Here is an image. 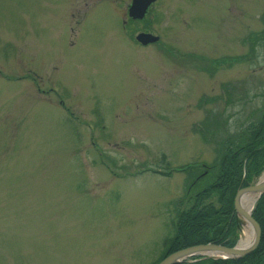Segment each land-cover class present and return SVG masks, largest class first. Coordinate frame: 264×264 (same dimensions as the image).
Returning <instances> with one entry per match:
<instances>
[{"label":"rangeland","instance_id":"374dc122","mask_svg":"<svg viewBox=\"0 0 264 264\" xmlns=\"http://www.w3.org/2000/svg\"><path fill=\"white\" fill-rule=\"evenodd\" d=\"M131 4L0 0V264L157 263L215 181L178 171L217 157L196 129L258 118L264 0H157L128 25ZM225 84L245 99L226 113Z\"/></svg>","mask_w":264,"mask_h":264},{"label":"trees","instance_id":"16d2710c","mask_svg":"<svg viewBox=\"0 0 264 264\" xmlns=\"http://www.w3.org/2000/svg\"><path fill=\"white\" fill-rule=\"evenodd\" d=\"M211 69L214 70V67ZM237 90L233 85H224L227 98L225 113L226 108L236 105L235 102L243 103L245 100L243 97L240 99ZM244 95L247 99L248 91ZM209 100L211 103L216 102L215 98ZM256 112L257 109L252 110L251 115ZM221 114L209 115L200 125L201 128L196 129L204 142L217 145L214 163L211 166H196L192 171H189L190 167H180V171L187 172L198 184L206 183L201 186L215 181L211 187L197 193L195 202L188 209H179L173 225L174 235L166 240L165 250L155 264L186 248L207 244L235 247L238 243L235 197L241 188L249 186L264 171V105L255 121H244L234 130L230 126L232 115L223 118ZM214 194L219 195V205L213 202L206 204L205 201ZM253 217L259 223L262 234L258 248L249 255L241 259L194 257L192 262L187 260L180 264H264V194L255 206Z\"/></svg>","mask_w":264,"mask_h":264},{"label":"water","instance_id":"95a60500","mask_svg":"<svg viewBox=\"0 0 264 264\" xmlns=\"http://www.w3.org/2000/svg\"><path fill=\"white\" fill-rule=\"evenodd\" d=\"M155 1L157 0H133L129 9V16L135 20L143 19L146 16L149 7ZM137 40L143 45H149L159 41V38L151 34L143 33L138 36ZM247 192H258L260 198L264 194V181L259 182L254 186L239 190L235 197V212L238 229H241V225L243 224L240 216H243L254 229L255 239L251 246L242 248L239 247L240 244L235 247H227L217 244L198 245L175 252L162 260L159 264H180L186 260L199 256L213 259H241L255 251L260 244L262 230L259 223L254 219L252 213L247 214L240 207V197ZM209 252L212 254L209 255Z\"/></svg>","mask_w":264,"mask_h":264},{"label":"bare ground","instance_id":"6f19581e","mask_svg":"<svg viewBox=\"0 0 264 264\" xmlns=\"http://www.w3.org/2000/svg\"><path fill=\"white\" fill-rule=\"evenodd\" d=\"M263 181H264V175L262 176L259 182H263ZM259 195L260 194L258 192L244 193L240 197L241 209L247 214H251L252 210L254 209L255 203L258 201ZM240 217L243 221V224L241 225V229H240V238H242V240L240 241L239 247L247 248L251 246L252 243L254 242L255 239L254 229L252 225H250V223L243 216ZM208 254L211 255L212 253L209 252Z\"/></svg>","mask_w":264,"mask_h":264}]
</instances>
